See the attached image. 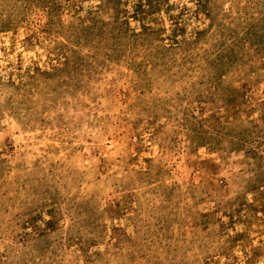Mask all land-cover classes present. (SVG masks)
<instances>
[{
    "label": "rangeland",
    "instance_id": "obj_1",
    "mask_svg": "<svg viewBox=\"0 0 264 264\" xmlns=\"http://www.w3.org/2000/svg\"><path fill=\"white\" fill-rule=\"evenodd\" d=\"M0 264H264V0H0Z\"/></svg>",
    "mask_w": 264,
    "mask_h": 264
}]
</instances>
